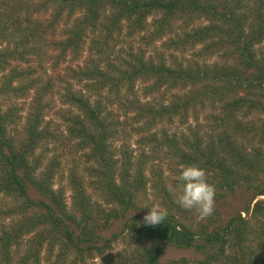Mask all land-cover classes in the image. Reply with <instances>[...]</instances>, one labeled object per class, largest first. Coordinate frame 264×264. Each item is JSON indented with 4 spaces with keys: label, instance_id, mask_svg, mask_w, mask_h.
Listing matches in <instances>:
<instances>
[{
    "label": "trees",
    "instance_id": "trees-1",
    "mask_svg": "<svg viewBox=\"0 0 264 264\" xmlns=\"http://www.w3.org/2000/svg\"><path fill=\"white\" fill-rule=\"evenodd\" d=\"M137 35V46L125 47ZM157 41L162 50L150 52ZM47 46L57 50L50 57L54 74L21 66ZM86 50L83 64L57 71L69 55L76 61ZM140 80L150 83L147 91L170 92L168 102L133 96ZM57 81L64 83L68 138L77 140L84 172L94 177L90 192L85 175L70 169V206L65 187L54 188L62 155H48L57 135L45 116ZM18 99H29L20 130L15 124L24 107L3 104ZM216 102L220 113L208 115L215 123L210 131L187 124ZM239 114L256 117L243 122ZM175 122L187 132L161 129L158 137V124ZM128 126L140 143L165 144L182 164L205 170L216 200L243 183L250 192L243 209L220 218L214 211L208 221L193 223L176 212L180 207L163 185L172 204L167 218L144 225L150 207L142 208L138 197L149 180L146 156L131 176L132 152L114 144ZM245 135L250 150L237 140ZM254 138L262 145L254 146ZM241 211L263 219L255 237L264 241V0H0V264H41L43 247L53 251L57 244L64 261L73 254L82 264L121 236L143 246L106 264H264V255L251 248L255 229ZM116 221L120 231L107 235ZM169 247L193 249L200 258L162 261Z\"/></svg>",
    "mask_w": 264,
    "mask_h": 264
},
{
    "label": "rangeland",
    "instance_id": "rangeland-1",
    "mask_svg": "<svg viewBox=\"0 0 264 264\" xmlns=\"http://www.w3.org/2000/svg\"><path fill=\"white\" fill-rule=\"evenodd\" d=\"M23 13V12H22ZM27 15L28 13L25 12ZM24 14V15H25ZM33 18L41 17L36 12L31 13ZM4 20V19H3ZM127 43L129 45H133L134 47L138 44V35L128 39V42L125 41V44L127 47ZM5 44V42H4ZM122 44H124L122 42ZM38 44H36L37 46ZM40 47V46H38ZM155 49L158 51L162 50L161 47V41H157L155 45L150 48V52ZM40 52L37 55L30 56L29 64L25 62H21V66H27L32 65L35 68H37L39 71L38 73H42L44 76L47 74H54L53 64L50 59L51 55L56 54L57 50L53 49L51 46L39 48ZM188 57H191L190 54L186 53ZM178 56L181 57L182 55L178 53ZM89 57V53L86 50L83 54L79 56L76 61L70 59V55L67 57L66 61L59 63V66L57 68V71L60 69V72L62 74L65 73L63 67L66 66L68 63H71L75 65L76 63L83 64L85 60ZM72 81V84H74L75 88H84V83L79 82L77 83L75 80ZM149 82H143V81H137L134 89H133V96L138 97L141 101L149 100V101H158V102H168L170 92L166 93L164 88H161L159 91H147ZM64 92V83L57 81L56 82V92L49 95L48 100L51 104L50 111L45 116V121L47 120L50 123V127L55 130L57 139L52 142L49 145L50 151L48 152V155L55 153H60L62 155V170L60 175L57 177V181L54 185V188L57 186H64L65 187V198L68 203V206L71 204V190L68 187V174L70 172V169L72 167H75L80 174H84V178L87 181V187L89 191L91 192L93 189V184L90 181L94 180L93 176H90L88 173L84 172V167L86 166V163L84 162V158L82 157V152L78 149L76 150V143L77 140L69 139L67 135L66 130V122L61 116V114L64 111H68V108L63 102L61 101L60 93ZM4 106L10 105L12 103H15L18 106L24 107V111L21 114L20 119L15 124V128L17 130H20L21 123L25 121L28 106H29V99H18V100H4L3 101ZM117 105H114L116 108ZM220 102H216L215 106L206 105L205 109H201L197 112L198 119L195 120L194 117L191 115L189 117L188 123L192 126H199L203 131H210L211 127L214 126V122L212 121V118L208 115L211 113H220ZM120 114L122 113L121 109L118 111ZM261 116V115H260ZM128 122H131V116L129 114ZM256 115L251 114L247 118H243L241 114L238 115V118L243 119V122L247 121H254ZM133 122V121H132ZM161 129H165L168 131V133L173 132H187L186 125H180V123H174L172 125H165V124H158L155 128V131L158 134V137L161 135ZM214 135V133H213ZM245 140L237 138L238 142L241 141L244 143L247 150L251 149V146L248 143V136L245 135ZM240 142V143H241ZM115 146L118 148L119 146H125L127 147L133 154V161L134 164L132 168L130 169L131 176L135 172V167L137 166L136 163L139 161V157L141 155L146 156L145 157V164H144V173L149 178L147 181V184L145 188L141 191L140 196L138 197V204L143 208L145 205L148 207L152 206H158L161 209H167L168 207H171L172 204L169 202L167 197L164 194V191L162 190L163 185L167 188L169 191L170 197L174 200V191L176 188V184L178 183L177 177L180 173L181 166H186L182 164L179 161V158L172 152L171 147L163 144H158L155 146L153 143H145L142 144L138 140V134L133 132L131 128L128 126L124 129H122L118 135V137L115 140ZM253 145L259 146L262 145L259 143V139H253ZM118 158L121 159V154L118 155ZM161 173L159 176L156 172ZM130 176V177H131ZM211 178H208L210 180ZM207 180V182H208ZM209 183V182H208ZM243 184V183H242ZM242 184L240 186H236L234 191L228 192L225 197L221 198L220 200L215 199V207L214 211H217L218 214H214L215 217L220 218L222 216H227L231 213L237 212L244 207L246 201L248 200L250 196V192L247 191ZM262 198V197H258ZM256 198V199H258ZM94 201L97 203H101L102 205L103 200L101 197L96 195L94 193L93 197ZM251 203V207L253 205V202ZM9 205V202H8ZM146 208V207H144ZM176 209L177 213L179 215H182L184 217H188V221H191L193 223H199L200 221H197L194 214L190 211L184 210L181 207L174 208ZM136 212H144L143 209L139 211H133L135 214ZM214 213V212H213ZM241 216L245 217L246 219H250V226L255 229V234L252 236V241H250L251 248L255 251L256 255H264V241L262 239H259L256 236L257 231L260 230L261 223L260 221L263 220L261 218L254 219L250 217L246 212L241 211ZM210 217V216H209ZM211 217H214L213 215ZM203 221H208L206 218ZM202 221V222H203ZM120 223L116 221L113 226L108 230L107 235H110L112 232L120 231ZM250 227V228H251ZM264 240V239H263ZM143 246V243H135L130 242L126 237L121 236L114 244L112 245L111 249L107 250L104 254L101 255V261L102 264H106V261L109 259H112L113 261H117L120 257V255H127L131 252L132 249L138 248ZM24 247V244H23ZM98 255H95L96 257ZM74 255L71 254L69 257L66 258V260H63V255L61 254L59 245L57 244L53 251H49L47 249V246L43 247L42 253H41V264H80L73 260ZM93 258L86 259V261L82 264H93ZM186 257L189 259H198L200 258V255L196 253L193 249H180L176 247H169L166 250H164L163 255L161 257L162 261H167L169 259H177Z\"/></svg>",
    "mask_w": 264,
    "mask_h": 264
},
{
    "label": "clouds",
    "instance_id": "clouds-1",
    "mask_svg": "<svg viewBox=\"0 0 264 264\" xmlns=\"http://www.w3.org/2000/svg\"><path fill=\"white\" fill-rule=\"evenodd\" d=\"M176 179L178 183L173 193L174 202L182 209L192 212L197 221L211 216L215 207L216 189L207 182L205 170L196 165L181 166ZM167 215L165 209L152 206L143 217V224L152 227L162 225ZM93 264H102L101 254L94 257Z\"/></svg>",
    "mask_w": 264,
    "mask_h": 264
}]
</instances>
